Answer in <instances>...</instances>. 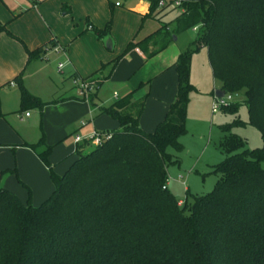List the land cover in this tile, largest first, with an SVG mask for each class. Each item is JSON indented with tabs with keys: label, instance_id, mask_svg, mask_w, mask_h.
I'll return each mask as SVG.
<instances>
[{
	"label": "trees",
	"instance_id": "16d2710c",
	"mask_svg": "<svg viewBox=\"0 0 264 264\" xmlns=\"http://www.w3.org/2000/svg\"><path fill=\"white\" fill-rule=\"evenodd\" d=\"M146 1L142 19L154 18L159 27L129 41L109 70L134 46L153 43L155 48L144 53L147 59L172 35L196 27L172 64L173 100L151 132L138 127L143 97L131 102L127 94L99 107L98 113L116 120L118 129L110 130L100 145L75 144V157L60 174L48 162L51 145L42 138L23 143L46 167L53 189L33 206L1 185L15 168L0 170V264H264V0H164L162 6L159 0ZM167 7L177 12L160 22L159 13ZM108 26L109 21L97 35ZM1 31L6 32L0 23ZM201 47L207 49L220 89L243 90V98L221 109L233 119L219 125L223 135L217 146L225 157L212 165L211 173L218 175L214 187L179 201L166 189V167L177 161L169 150H183L179 137L186 131L193 90L190 58ZM25 52L28 62L42 50ZM12 81L20 83L19 75ZM20 101L39 109L44 104L24 89ZM242 105L246 120L239 116ZM247 125L259 131L262 147L246 148L245 140L232 132Z\"/></svg>",
	"mask_w": 264,
	"mask_h": 264
},
{
	"label": "crops",
	"instance_id": "0c3cea01",
	"mask_svg": "<svg viewBox=\"0 0 264 264\" xmlns=\"http://www.w3.org/2000/svg\"><path fill=\"white\" fill-rule=\"evenodd\" d=\"M126 1L128 3L123 8L122 3L115 6L111 0H0V23L5 25L6 30L0 32V85L11 80L12 74L14 75L26 61L25 48L27 50L40 48L42 52L39 56L43 59H48L46 57L49 54L60 57L57 63L62 62L61 70L58 71L55 67L59 73H63L62 70L66 67L68 77H92L97 82V88L92 93V106L77 98L73 86H70V93L59 99L60 108L54 113L60 118V122L54 127L52 135L46 138L45 144L50 145L55 140L60 138L63 140L68 136L72 140L73 134L85 136L92 130L118 129L117 121L105 114H99L98 108L107 106L127 94H130L131 102L144 98L138 117V127L141 130L151 132L163 118L176 91V73L172 64L181 51L175 45L179 34L166 47L147 59L144 53L155 48L153 43L143 48L134 46L128 49L109 70L110 61L123 52L129 41L135 43L143 39L160 25L154 18L142 19L148 9L146 0ZM162 12L159 16L163 14ZM118 13L128 15L121 36L116 40L111 33L103 37L97 35L96 31L103 29L108 21H112V17L113 31ZM92 30H95L98 38L91 33ZM52 46H58L60 51L58 53L44 51L45 48L49 49ZM101 64L102 68L97 71ZM104 75L107 77L102 79ZM8 76L11 79L6 80ZM11 83L13 81L8 83L10 87L14 85ZM107 94L108 97L104 98ZM25 113L24 116L27 117ZM80 120L84 121L83 125L79 124ZM73 124L77 126L71 127L69 130L71 133L66 135L65 130ZM23 143L25 141L21 136L6 128L4 122L0 120V147L16 150L18 168L20 157L23 155L29 165L47 173L46 167L30 149H21ZM74 146L73 143V150ZM20 151H24L23 154H20ZM12 168L16 171L15 165L3 169ZM3 169L0 167V170ZM8 174L13 176L11 173ZM3 177L1 185L19 199L22 198L12 185L2 184Z\"/></svg>",
	"mask_w": 264,
	"mask_h": 264
},
{
	"label": "rangeland",
	"instance_id": "374dc122",
	"mask_svg": "<svg viewBox=\"0 0 264 264\" xmlns=\"http://www.w3.org/2000/svg\"><path fill=\"white\" fill-rule=\"evenodd\" d=\"M111 1L115 6L122 3L123 8L128 3L126 0ZM172 5L175 6L176 4L173 3ZM170 8L167 7L163 10V14L161 13L162 15H160V22H168L173 18L177 9L170 10ZM118 14L115 18L113 31L111 27L114 17L109 22L107 31L100 33V37L108 36L111 33L110 35L117 40V37L121 36L124 31L123 26L128 20V15ZM173 25V22H169V26L173 28ZM91 33L98 38L95 30H92ZM195 33L196 27L179 34L175 45L183 50L189 41L193 39ZM46 58L48 59H43V57L39 56L34 57L29 63H26L27 61L23 62L15 74L11 76L19 75L20 83L13 81L14 85L10 87L8 83L12 79L8 76L6 80H11L7 82L4 80L5 83L2 82L4 84L0 85V109L3 113V117L0 120L13 133L14 131L17 132L26 143H35L40 138L45 141L48 136L52 135L54 127L60 122V118L54 113L56 109L59 110L60 108H58L60 105L59 99L71 92L70 86H72V83L71 77H68L67 68H63V73H59L55 69L60 57L57 58L49 54ZM189 73V82L193 86V90L188 95L186 105V131L179 137L183 150L175 152L170 149L169 152L174 155V159L177 161L166 167V189L176 200L181 201L184 200L187 194L203 195L210 192L214 187L218 175L211 173L212 165L225 157L217 146L219 139L223 135L219 125L230 122L233 119L232 115L222 111L215 114L211 113L212 96L214 95V90L216 88L219 89L220 82L212 76L205 47L198 48L191 54ZM90 79L93 78L90 77ZM21 89L43 102L44 104L41 108L39 109L33 102L21 104ZM239 93L241 96L238 101L243 98V90L239 91ZM109 94H112L111 90ZM107 97L108 94L104 96V98ZM110 100L108 101L110 102ZM25 112L27 117L24 116ZM239 116L241 119H247V110L244 105L240 107ZM76 126L77 124L71 125L65 130V134H70L69 130L71 127ZM232 132H235L245 140L246 148L263 146L259 131L252 126L234 127ZM60 139L50 144L52 148L48 157V162L56 174L62 173L75 157L74 153H72L73 142L71 138L68 136L63 140ZM88 148H91V146ZM21 149L28 150L23 145H21ZM22 152L20 154H23ZM13 165H15L17 172L15 171V175L12 174L13 176H9L8 173L5 174L2 184L5 186L12 185L16 188L22 195L21 201L25 202L28 200L33 206L40 204L53 189L48 171L43 173L29 165L23 155L20 157L18 168L16 150L0 147V167L2 169L10 168ZM178 175L181 178H178ZM186 189L187 193L185 192Z\"/></svg>",
	"mask_w": 264,
	"mask_h": 264
},
{
	"label": "built area",
	"instance_id": "2783aa9c",
	"mask_svg": "<svg viewBox=\"0 0 264 264\" xmlns=\"http://www.w3.org/2000/svg\"><path fill=\"white\" fill-rule=\"evenodd\" d=\"M173 3L176 5L178 4L177 1H174ZM163 4H164V0H159L157 2L158 6H162ZM194 28L195 27H193L192 29ZM48 50L54 53H58L60 51L58 46H52L49 49L47 48L44 49V51H48ZM61 67H62V62H58L56 64L57 70L60 71ZM71 83H72V86L75 88L77 98L79 100L86 101V102H88V98L97 88V82L90 78H80V77L73 76L71 77ZM114 95L116 94L114 93ZM240 96L241 94L239 92H225L223 96H216L214 93L213 99L211 102V113L215 114L221 111L222 108L226 107L230 103L238 101V98ZM25 115H27V113H25ZM79 124L83 125L84 121L80 120ZM110 136H111V132L108 130H103V131L92 130L90 133L86 134L85 136H82L79 134H73L72 141L74 144L84 142L92 146H97V145H100L103 141L109 139ZM178 178H181V176L178 175Z\"/></svg>",
	"mask_w": 264,
	"mask_h": 264
},
{
	"label": "water",
	"instance_id": "95a60500",
	"mask_svg": "<svg viewBox=\"0 0 264 264\" xmlns=\"http://www.w3.org/2000/svg\"><path fill=\"white\" fill-rule=\"evenodd\" d=\"M172 39H175V36L174 35H172ZM214 93H215L216 96H223V94L225 93V91L224 90H221L219 88V89H216Z\"/></svg>",
	"mask_w": 264,
	"mask_h": 264
}]
</instances>
